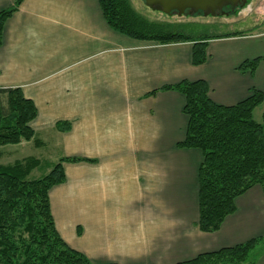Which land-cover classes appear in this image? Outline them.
Returning <instances> with one entry per match:
<instances>
[{
	"label": "crops",
	"instance_id": "obj_1",
	"mask_svg": "<svg viewBox=\"0 0 264 264\" xmlns=\"http://www.w3.org/2000/svg\"><path fill=\"white\" fill-rule=\"evenodd\" d=\"M100 1L23 0L0 43V90L34 104V146L61 151L55 164L82 159L63 163L65 181L49 191L59 236L93 264H178L260 239L245 264H264L260 187L235 200L217 232L198 229L201 154L177 148L185 99L163 90L204 81L224 107L264 96V32L211 39L206 62L193 66L191 43L129 39L109 28ZM12 5L0 0V11Z\"/></svg>",
	"mask_w": 264,
	"mask_h": 264
},
{
	"label": "trees",
	"instance_id": "obj_2",
	"mask_svg": "<svg viewBox=\"0 0 264 264\" xmlns=\"http://www.w3.org/2000/svg\"><path fill=\"white\" fill-rule=\"evenodd\" d=\"M12 1L9 9L0 11V43L5 22L23 0ZM99 6L109 28L129 39L158 45L191 43L193 66L206 62L208 41L220 38L206 33L193 37L149 24L131 9L128 0H101ZM256 66L255 60L241 68L253 72ZM163 90L176 91L185 99L187 126L185 138L177 148L201 154L197 226L202 233H215L235 213L237 198L253 187L264 192V112L261 123L253 119V111L264 96L253 92L244 101L224 107L210 100L204 81H182ZM36 115L34 104L20 90H0V148L22 140L33 141L37 146L40 142L34 140L29 126ZM56 129L65 132L69 126L61 124ZM78 161L82 159L63 158L38 180H29L31 172L40 165L37 159L0 165V264H93L61 239L49 203V191L65 181L62 164ZM259 242L260 239H253L178 264H244Z\"/></svg>",
	"mask_w": 264,
	"mask_h": 264
},
{
	"label": "rangeland",
	"instance_id": "obj_3",
	"mask_svg": "<svg viewBox=\"0 0 264 264\" xmlns=\"http://www.w3.org/2000/svg\"><path fill=\"white\" fill-rule=\"evenodd\" d=\"M128 1L131 9L149 24H154L167 31L180 30L193 37L203 33L225 37L238 33L251 34L254 30L264 32V0H247L243 8L232 11L227 17L219 16L217 18L201 15L179 17L176 14L166 16L146 8L142 0ZM1 99H3L1 102L4 106V98L1 97ZM261 109L263 111L264 104L253 114V119L257 123H261ZM0 150V165H11L26 158L40 161L39 167L31 172L29 180H38L46 176L57 162L56 158H60L62 154L52 146H47L46 149L36 148L32 142L23 140L18 144L3 146ZM253 251L245 263L250 261Z\"/></svg>",
	"mask_w": 264,
	"mask_h": 264
},
{
	"label": "water",
	"instance_id": "obj_4",
	"mask_svg": "<svg viewBox=\"0 0 264 264\" xmlns=\"http://www.w3.org/2000/svg\"><path fill=\"white\" fill-rule=\"evenodd\" d=\"M145 7L154 12L179 17L200 13L203 17L228 16L223 9L243 8L247 0H142Z\"/></svg>",
	"mask_w": 264,
	"mask_h": 264
},
{
	"label": "flooded vegetation",
	"instance_id": "obj_5",
	"mask_svg": "<svg viewBox=\"0 0 264 264\" xmlns=\"http://www.w3.org/2000/svg\"><path fill=\"white\" fill-rule=\"evenodd\" d=\"M225 13H227L229 15V13H231L233 10H231L230 8H226V9H223ZM196 15H201L200 13H197V14H194L193 16H196ZM202 16V15H201Z\"/></svg>",
	"mask_w": 264,
	"mask_h": 264
}]
</instances>
